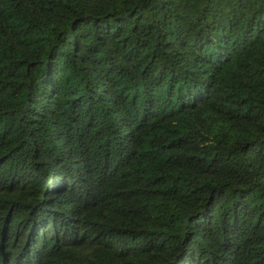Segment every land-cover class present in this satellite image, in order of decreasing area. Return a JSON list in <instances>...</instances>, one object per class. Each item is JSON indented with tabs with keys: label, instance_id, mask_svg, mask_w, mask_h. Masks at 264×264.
Instances as JSON below:
<instances>
[{
	"label": "trees",
	"instance_id": "trees-1",
	"mask_svg": "<svg viewBox=\"0 0 264 264\" xmlns=\"http://www.w3.org/2000/svg\"><path fill=\"white\" fill-rule=\"evenodd\" d=\"M0 264H264V0H0Z\"/></svg>",
	"mask_w": 264,
	"mask_h": 264
}]
</instances>
